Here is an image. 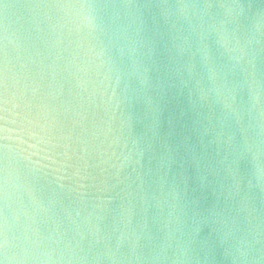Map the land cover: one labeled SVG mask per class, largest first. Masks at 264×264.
Listing matches in <instances>:
<instances>
[{
  "label": "water",
  "instance_id": "obj_1",
  "mask_svg": "<svg viewBox=\"0 0 264 264\" xmlns=\"http://www.w3.org/2000/svg\"><path fill=\"white\" fill-rule=\"evenodd\" d=\"M0 264H264V0H0Z\"/></svg>",
  "mask_w": 264,
  "mask_h": 264
}]
</instances>
